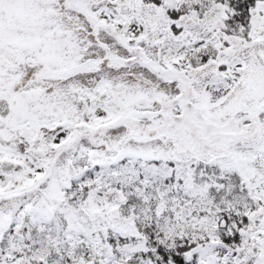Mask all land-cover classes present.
<instances>
[{"label":"snow or ice","instance_id":"1","mask_svg":"<svg viewBox=\"0 0 264 264\" xmlns=\"http://www.w3.org/2000/svg\"><path fill=\"white\" fill-rule=\"evenodd\" d=\"M0 264H264V0H0Z\"/></svg>","mask_w":264,"mask_h":264}]
</instances>
